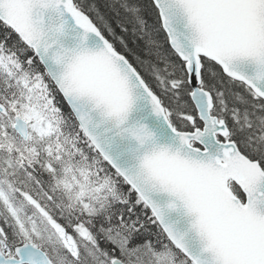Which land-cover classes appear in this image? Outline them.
<instances>
[{"label":"snow or ice","instance_id":"obj_1","mask_svg":"<svg viewBox=\"0 0 264 264\" xmlns=\"http://www.w3.org/2000/svg\"><path fill=\"white\" fill-rule=\"evenodd\" d=\"M0 264H264V0H0Z\"/></svg>","mask_w":264,"mask_h":264}]
</instances>
